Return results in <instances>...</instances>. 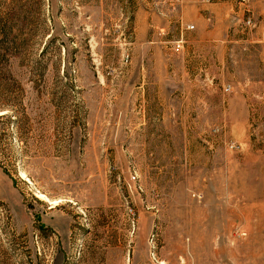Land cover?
Returning <instances> with one entry per match:
<instances>
[{
	"label": "rangeland",
	"instance_id": "374dc122",
	"mask_svg": "<svg viewBox=\"0 0 264 264\" xmlns=\"http://www.w3.org/2000/svg\"><path fill=\"white\" fill-rule=\"evenodd\" d=\"M227 1L204 25L250 50L231 71L214 51L205 74L139 12L178 2L0 0L18 34L0 71V264H264V38L257 1Z\"/></svg>",
	"mask_w": 264,
	"mask_h": 264
},
{
	"label": "crops",
	"instance_id": "0c3cea01",
	"mask_svg": "<svg viewBox=\"0 0 264 264\" xmlns=\"http://www.w3.org/2000/svg\"><path fill=\"white\" fill-rule=\"evenodd\" d=\"M256 1L258 3L256 5V14L261 19L262 29L260 32L264 38V0ZM208 10L210 12H207ZM220 11H223L222 15H224V18L229 19L230 12L233 11L229 1L219 0L217 3H214L210 0H179L178 4L175 7L173 6V8H171L168 3H157V5L152 8V13L143 9L139 10L141 14L147 16L148 18L151 17V19H160V32L157 31V27L153 24H147L146 28L148 30V34L151 36L159 34L161 37H165L164 41L168 51L170 50L171 53L181 54L188 67H192L194 64H200V68L205 74H209L208 62L213 56H215L214 51L218 56H221L223 70L231 71V61H236V57L238 56L236 51L250 50L246 47V43H242L240 40L233 41L230 38L233 34H229V31L227 32L226 30L225 32L220 33V31H216V28L209 26L206 27L204 25V22H206L204 16L207 15V13H210L212 17L218 18L220 17ZM174 20L178 26L176 38L173 40L166 39L169 34L168 28ZM191 25L193 28L189 29V26ZM194 29L197 30H195L197 34L200 30L202 35H195ZM218 33L221 35L218 36ZM234 38L238 37L234 35ZM180 39L183 40L182 49L179 52H174V43ZM256 42H258V44H254L252 47L259 52L263 51L264 40L258 39ZM240 55L242 54L240 53L239 56Z\"/></svg>",
	"mask_w": 264,
	"mask_h": 264
},
{
	"label": "trees",
	"instance_id": "16d2710c",
	"mask_svg": "<svg viewBox=\"0 0 264 264\" xmlns=\"http://www.w3.org/2000/svg\"><path fill=\"white\" fill-rule=\"evenodd\" d=\"M15 19L12 14L0 15V71L18 58V34H14Z\"/></svg>",
	"mask_w": 264,
	"mask_h": 264
},
{
	"label": "built area",
	"instance_id": "2783aa9c",
	"mask_svg": "<svg viewBox=\"0 0 264 264\" xmlns=\"http://www.w3.org/2000/svg\"><path fill=\"white\" fill-rule=\"evenodd\" d=\"M172 5L175 4L176 2H179V0H168ZM247 25H252L253 24V21L251 19V17L247 20L246 22ZM193 26H189V29H192ZM182 46H183V40H179V41H176V43H174V48H173V51L174 52H179L181 49H182ZM227 90H229V87L227 88ZM231 147L233 148H239L240 146L239 145H236V144H232Z\"/></svg>",
	"mask_w": 264,
	"mask_h": 264
},
{
	"label": "bare ground",
	"instance_id": "6f19581e",
	"mask_svg": "<svg viewBox=\"0 0 264 264\" xmlns=\"http://www.w3.org/2000/svg\"><path fill=\"white\" fill-rule=\"evenodd\" d=\"M55 203V202H54Z\"/></svg>",
	"mask_w": 264,
	"mask_h": 264
}]
</instances>
